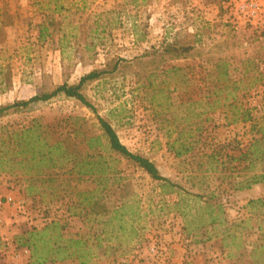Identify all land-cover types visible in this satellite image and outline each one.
Returning a JSON list of instances; mask_svg holds the SVG:
<instances>
[{
	"label": "rangeland",
	"instance_id": "374dc122",
	"mask_svg": "<svg viewBox=\"0 0 264 264\" xmlns=\"http://www.w3.org/2000/svg\"><path fill=\"white\" fill-rule=\"evenodd\" d=\"M41 23L48 30L43 41ZM175 40L194 43L199 54L148 61L154 48ZM220 56L229 61L240 102L253 115L264 114V0H0V106L75 83L93 69L110 71L83 85L93 109L59 94L0 116V264H30V251L17 245V236L52 220L66 238L81 234L92 242L99 235L104 245L118 248L99 254L96 264H242L246 257L228 253L248 254L264 235V182L232 191L244 176L233 171L235 177L222 180L221 167L209 175L210 187L224 190L229 221L247 218L237 226L240 248L224 246L212 230V238L203 240L204 228H194L192 218L199 200L191 192L200 191L205 168L200 154L234 157L254 136L250 121L228 122L231 107L212 110L213 86L201 74ZM118 58L123 60L111 70ZM97 116L111 123L128 149L184 189L163 187L112 151ZM177 132L197 152L195 159L169 149L168 136ZM23 133L39 145L33 159L31 151L19 153ZM90 136L99 140L91 143ZM101 157L104 171L102 162L85 171L87 160ZM261 168L256 163L249 173ZM97 197L108 211L94 213L88 201ZM123 203L126 227L136 228L130 237L114 217ZM49 258L45 264H79Z\"/></svg>",
	"mask_w": 264,
	"mask_h": 264
},
{
	"label": "trees",
	"instance_id": "16d2710c",
	"mask_svg": "<svg viewBox=\"0 0 264 264\" xmlns=\"http://www.w3.org/2000/svg\"><path fill=\"white\" fill-rule=\"evenodd\" d=\"M39 27V39L43 41L48 35L47 26L41 23L39 24ZM152 53L156 54V56H150V60L148 61L153 62V60H155L162 63L168 59H178L193 56L196 53L199 54V50L195 47L194 43H181L175 40L172 42H165L163 46L158 49L154 48ZM147 55L150 54H145L144 56ZM144 56H141L139 59H142ZM121 60L123 59L118 58L113 64L111 70H115L119 66ZM106 72L110 71L105 69H93L82 75L75 83L62 82L49 91H38L26 100H18L1 105L0 116L7 113L9 110L27 106L31 102L44 101L59 94L75 98L82 104L93 109V106L83 93V85L87 80L98 78L101 74ZM201 79L203 82L213 86V91L211 92L212 99L210 102L211 105L215 104L216 107H213L212 110H215L217 107L221 109L231 107L230 116L227 118L228 122H237L240 120L250 121L254 136L250 139L248 144H246L245 148L240 150V152L234 157H232V155L228 158H222L223 156L218 157V152L214 150L200 154V157L202 155L205 157V161L203 162L205 168L201 172L202 180L198 186L200 187V191L195 193L191 192V195L197 197L199 200L197 205H194L195 208L193 206L194 210L192 211L194 228H204L202 232L203 240L212 238L213 235L209 231L212 230L216 235L220 236L224 246L233 247L234 245L236 248H240L243 245L244 239L242 238L241 231L237 229V226L245 222L247 218H241L239 222L236 223L234 221H229L224 209V202H222V196H220L224 190H221V187L211 188L208 183V178L214 169L218 170L217 168L221 167L226 169V173L222 176V180L235 177L236 175H230L233 171L237 172L239 176H244L242 180L230 186L232 191H235L236 189L250 188L252 184L264 182V114L253 115L251 109L240 102V97L235 94L236 87L239 86H235L237 81L231 77L229 61L226 57H218L215 61V68L201 74ZM241 80L242 79H239L240 82ZM97 117L102 130L101 134L112 151L116 152L121 157L134 162L153 179L161 181L163 187H171L172 191L184 189L177 182H172L168 177L161 175L155 163L149 158L128 149V147L121 142L111 123L101 116ZM27 130L29 129H26V131ZM24 133L18 137L19 141H24L25 146L20 149L19 153L31 151V159H33L36 156L33 151H36L39 145L35 146L33 140L31 141V138L29 139L26 137ZM89 139L91 143H93L99 140V136H90ZM35 142H37V139ZM189 143L190 142L183 137L182 132H177L176 136L173 138L168 136L167 140L169 149L172 150L176 157L187 155L188 158L195 159L197 152L193 153L190 151L191 147L189 146ZM18 144H20V142H18ZM42 145L47 147L46 152H54L52 149L53 146L47 145L46 142L42 143ZM40 148L38 152H40ZM55 148L57 147L55 146ZM102 160L103 157H101V160L99 159L94 162L87 160L84 163L85 165L88 164L85 171L91 172L93 167L101 162L103 164L101 170L104 171L107 164L105 163V160ZM232 160L236 161L235 165L231 163ZM256 163H262L261 170H259V172L249 173ZM257 199V201H260L259 198ZM254 201L256 200L249 199L247 203H252ZM88 205H91L92 209H95L94 213L108 211L105 202H101V197H97L95 200L91 198L88 201ZM125 207L126 205L123 203L120 208L113 209V212L114 217L118 219L119 228L122 233L125 237H130L133 233H136V228L133 224H130L129 228L126 227L125 219L123 218ZM119 212L121 213L118 214ZM133 213L134 211L132 210L130 215ZM63 236L59 221L52 220L46 223L42 228H36L20 233L17 236V245L29 249L30 264H45V262L50 259L49 256L52 255H56L59 258H73L79 264H96L94 263V260L99 254L110 256L116 249H118L116 246L110 244L104 245L99 239V235H97L96 240H92V242L89 238H84L81 234L67 238L65 236L64 238ZM244 251L245 250L239 251L237 254H233V252L230 251L228 255H237L240 259L246 257V260H243L242 264H264V235H259L256 242L253 244V248L248 254Z\"/></svg>",
	"mask_w": 264,
	"mask_h": 264
}]
</instances>
